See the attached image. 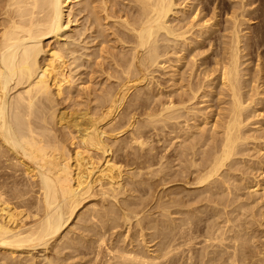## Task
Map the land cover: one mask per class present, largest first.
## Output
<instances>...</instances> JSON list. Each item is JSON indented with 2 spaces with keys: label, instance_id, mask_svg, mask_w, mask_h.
I'll return each mask as SVG.
<instances>
[{
  "label": "bare ground",
  "instance_id": "1",
  "mask_svg": "<svg viewBox=\"0 0 264 264\" xmlns=\"http://www.w3.org/2000/svg\"><path fill=\"white\" fill-rule=\"evenodd\" d=\"M180 1L128 0L132 17L87 0L88 49L79 33L61 42L70 0H0V264H264V51L242 68L241 28L259 10L237 0L195 84L213 48L189 74L185 54L218 15L197 22L210 1ZM109 19L128 33L113 35V72ZM164 36L180 42L166 92L152 70ZM85 67L108 82L99 94L76 78Z\"/></svg>",
  "mask_w": 264,
  "mask_h": 264
},
{
  "label": "rangeland",
  "instance_id": "2",
  "mask_svg": "<svg viewBox=\"0 0 264 264\" xmlns=\"http://www.w3.org/2000/svg\"><path fill=\"white\" fill-rule=\"evenodd\" d=\"M93 1H100V0H93ZM183 1V0H182ZM180 1V2H182ZM210 1V6L207 7V10L205 11H201V13L199 14V19L197 20V22H200L201 20L205 21L208 20L211 16V14L213 13V9H214V13H216L218 15V32L213 34L209 40L207 41H202V43L199 46V49L196 50L195 52H192L190 55H188V53L185 54V63L186 65L183 66V68H181V72L186 71V74L190 72L189 68L190 66L193 64V55L196 54H201L206 52L209 48H213V51L207 55H205L204 57H196V60H200L202 63H204L203 67L198 68L196 70V74L195 77L193 78V83L197 84L198 81L202 80V70L203 68L206 69L208 72L212 73L215 70V65H214V60L217 56L220 57L221 53L219 49H215L214 46V37H222L224 35H229L228 32H225L224 30L230 26V23H228L227 21L231 18L233 12H234V5L235 3H237V0H209ZM115 5L110 9V5H109V13L112 14L113 13V9L115 11V15H122L125 12H128V14L130 16H134L135 12V5L134 4H129L128 0H114ZM70 4V10L68 11L69 16H66L65 22L63 24L62 27V37H61V42L66 41L67 43H70L72 41V39L77 38L78 33L81 34V40H82V44L84 43H88L86 45V47L92 48V46L94 45V39L93 37H91V31L89 29V25L87 22V15H86V4H87V0H70L69 2ZM252 10H256L258 9L256 15L251 16V22L249 25V30L245 29L246 27L243 26L241 27L243 29V33H248V38L249 37H254V43L251 44V41H249V48L247 50V57L243 60V62H245L246 60L248 61L245 65L242 66V68H244L247 64H250V66H253V62L254 64H256V49L258 47H260L261 42L264 45V25H263V14H264V0H255L254 4L252 5ZM177 15L178 14H174V15H170L168 18V25L170 26H175L177 24H180L177 22ZM132 16V17H133ZM179 19L181 18L180 15ZM186 16V14L184 15V17ZM183 17V18H184ZM204 18V19H203ZM108 21V26L106 27V33H105V40L103 43V49H104V62H103V68L108 72H113L115 69L113 68L114 66L112 65V63L110 62V56L111 55H120V53L122 52V46L120 44H118V42H116L115 38H113L114 34H118L120 37L122 38H126L128 33L125 32L122 28H120L119 26H115L113 25L114 20L113 19H109ZM188 21H184V24H187ZM196 22V23H197ZM212 21H210L209 23H211ZM197 29V28H196ZM194 29V30H196ZM187 38H191L190 35L186 36ZM226 38L221 40H225ZM50 43H54V41H50ZM217 45H220V42L217 41ZM261 45V50L264 51V46ZM125 48L130 47V45H124ZM77 49H79V47H77ZM180 42L177 41V43H175V39L171 38V37H167L164 36V41L163 43L160 44V49L159 52L160 54H165L163 56L160 57V59L158 60V62L164 61V60H168V63H166V69L165 70H161L160 68H157V66H153L152 70H154V81L161 86V88H163V92L166 91H170V75L173 72V69L170 68L169 64L172 65H176L175 60L177 59L178 55L180 54ZM166 52V53H164ZM174 52H178V54H175ZM84 65L86 66V62H84ZM200 63L199 61L197 62V66H199ZM83 68V67H82ZM80 69V73L81 74L80 77H76V78H80L83 82L84 87L86 86H90V88H92V90H94V94L96 93L99 94L100 90L107 87L108 86V82H106L105 78L99 73L97 72L96 74L94 73L96 71V68H92L89 69L87 67H85L84 69ZM178 70V68H177ZM180 70V67H179ZM180 74V72H179ZM185 76V75H184ZM216 76V74H215ZM90 79L93 80L92 83H90ZM113 80H110V82ZM180 93V91L178 92ZM92 95V96H93ZM180 95V94H179ZM179 96H175V98L178 99ZM200 101V100H199ZM152 105V103H150ZM213 104H216V101H213ZM206 104H200L198 106V108H203L205 107ZM213 111L214 109H210V110H206L204 111V113H207L209 111ZM166 137L171 136L168 135V130H164ZM163 141H166V138L162 139ZM162 144H164V142L159 143L157 146H161ZM43 254H40V256H42Z\"/></svg>",
  "mask_w": 264,
  "mask_h": 264
}]
</instances>
